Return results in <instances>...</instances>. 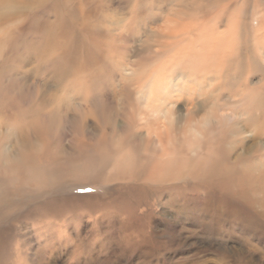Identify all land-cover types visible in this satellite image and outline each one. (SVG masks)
<instances>
[{"label":"rangeland","instance_id":"obj_1","mask_svg":"<svg viewBox=\"0 0 264 264\" xmlns=\"http://www.w3.org/2000/svg\"><path fill=\"white\" fill-rule=\"evenodd\" d=\"M52 1L0 27V264H264V222L228 199L264 191L232 134L264 115V0Z\"/></svg>","mask_w":264,"mask_h":264},{"label":"bare ground","instance_id":"obj_2","mask_svg":"<svg viewBox=\"0 0 264 264\" xmlns=\"http://www.w3.org/2000/svg\"><path fill=\"white\" fill-rule=\"evenodd\" d=\"M48 1H52V0H0V27L1 26H5L7 25L8 23L12 22L15 20V18L12 16V15H9L8 12H7V8H6V5L9 3V2H12L13 5L15 6V8L19 9V11L17 12V15L18 16H21V18L23 19V21L29 16V13L28 12L29 10H32L33 7L35 6H40V5H43V4H47ZM59 1V8L61 9V7H63V9L65 8L64 7V0H57ZM63 1V2H62ZM53 2V1H52ZM51 2V3H52ZM62 2V3H61ZM84 2V1H83ZM86 3V2H85ZM258 3H260L259 1H255L253 2V6H256ZM56 4V2H55ZM64 4V5H63ZM58 5V4H57ZM94 6V5H93ZM81 7V6H80ZM83 8V7H82ZM67 9V8H66ZM28 12V13H26ZM62 12V11H61ZM92 13V12H91ZM98 14V13H96ZM88 15V14H87ZM86 15V16H87ZM108 18V17H106ZM28 19V18H27ZM62 19V18H61ZM60 20V19H59ZM108 20V19H107ZM264 20V19H263ZM241 22V21H240ZM263 25V22L260 24V26ZM93 27V26H92ZM91 27V28H92ZM235 28V27H234ZM6 30V29H5ZM4 30V31H5ZM3 31V32H4ZM7 33H8V30H7ZM247 35H248V38H249V33L246 31ZM1 39V38H0ZM255 39V38H254ZM247 47L246 49L248 51H250V46L249 44H245ZM240 48H242L241 46H238ZM264 48V47H263ZM1 52V51H0ZM233 52V51H232ZM260 51H257L255 52V55H260ZM262 54L264 56V50L262 51ZM262 56V55H261ZM206 68V66H205ZM264 72V71H263ZM206 80L201 82V84L203 85V83H208V76H206ZM210 77V76H209ZM212 78V77H211ZM160 79V78H159ZM215 80H217V78H214ZM174 86L175 88L177 89L178 85L177 83L175 82L174 83ZM201 88V87H200ZM217 89V86L215 87ZM214 88V89H215ZM179 90V89H178ZM158 94V93H157ZM155 95V94H154ZM153 94H148V93H144V95H141L140 96V99L141 101H145V107L147 108V110L149 112H153L154 110V107H153V104H156L157 101L155 98H157V96H154ZM200 95H206L204 92L203 94L201 93ZM207 101V100H206ZM209 101V99H208ZM258 101V100H256ZM257 103V102H256ZM250 104L251 106H248V109H252V108H258V109H262V105L263 103H260V104ZM144 107V109H145ZM257 109V110H258ZM146 112V111H145ZM159 112V111H158ZM157 111L154 112V117L157 116L158 114ZM161 114V113H160ZM170 115V114H169ZM167 116L166 114L164 116H162L163 119H165L164 117ZM173 116V115H172ZM180 116V114L178 115V117ZM150 117V116H149ZM153 117V116H152ZM225 117V116H224ZM250 117V116H249ZM171 118V116H170ZM227 118V117H226ZM230 118V121H232L234 118H235V115L233 114L232 116L229 117ZM228 118V119H229ZM242 118V117H241ZM27 119V118H26ZM239 119V118H238ZM243 119V118H242ZM245 120V119H244ZM234 121V120H233ZM241 122H238L235 126H234V131L232 134L238 136L240 138V143H241V152L239 154L236 155V157L234 158L236 160V162H239L241 160V158L243 157V153L245 151H247V154L250 153V155L254 154H264V115H261L259 118L258 117H252L251 115V118H249L247 121L245 122H242V120H240ZM179 122H180V119H179ZM209 121L207 120V123ZM228 122V120H227ZM234 124V123H233ZM5 126V125H4ZM198 131V130H197ZM252 135V138H250V136ZM163 136V133H161V135H159V143L161 142L160 139L161 137ZM20 137H23V136H20ZM19 139V138H18ZM39 140H37V142H30V141H25L23 142L21 145V150H26V149H33L34 147L36 146H33V145H38L39 144ZM16 143V142H15ZM41 143V142H40ZM42 145V144H41ZM158 145V144H157ZM20 147V146H19ZM18 149V148H17ZM158 151L157 152H161L159 155L161 157H163V154L165 155V157L169 154L167 153V150L163 148L162 145H160L159 147H157ZM10 150V149H8ZM8 150L6 152H8ZM11 151V150H10ZM12 153H14V151H12ZM177 153V152H176ZM169 157V156H167ZM166 157V158H167ZM6 160H10V159H17L19 160L20 158H23L22 156H17L16 154L15 155H12L10 153L9 156H5ZM127 160V159H126ZM224 160V159H223ZM234 160V161H235ZM103 162V161H102ZM105 162V161H104ZM102 164V163H101ZM134 164L133 163L131 166H130V169L134 167ZM17 165V164H15ZM160 165H161V168H165L166 167V164L164 163L163 159L160 161ZM125 166V165H124ZM137 166H135L136 168ZM170 167V166H169ZM116 168V167H114ZM114 171H116V169H114ZM128 168V167H127ZM167 168V167H166ZM208 168V172L210 173V176H212V179H215V180H224V179H228V178H231L232 175H233V172H234V168H235V165L233 164V166H224L221 164V162L219 160H217L216 164H214L212 167H207ZM166 170V169H165ZM203 171H205L204 168H202ZM264 170V169H263ZM30 171V170H29ZM55 169L52 168L51 170H49V172H46V173H37L35 176H47L48 178L51 177V174L52 173H55L54 172ZM124 171V170H122ZM164 171V170H162ZM169 172V169L167 168V173ZM238 172V171H237ZM163 173V172H162ZM165 173V172H164ZM149 175V174H148ZM127 176V175H126ZM169 176V175H168ZM201 177V176H200ZM145 178V177H144ZM167 178V177H166ZM151 179V178H150ZM154 179V177H153ZM200 179V178H199ZM167 180V179H166ZM204 181V179H203ZM253 183V182H251ZM5 183L2 184V182L0 181V202H3L6 203L9 199V196H6V194L3 192L2 193V190H3V186H4ZM227 185V184H226ZM229 185V184H228ZM221 186V185H220ZM225 186V185H224ZM230 186V185H229ZM234 186V185H233ZM248 188V187H247ZM252 189V188H250ZM230 191L231 193V196H229L228 199H233V200H236L238 202L241 203L244 202L246 205V207L252 211L253 213L254 212H258V214L256 215V217L258 219H260V221L264 222V191L262 192V196L261 198H256V197H253L251 195V192H234L232 190H228ZM241 191V190H240ZM226 193V192H225ZM259 193V192H258ZM227 196V194H226ZM209 201V200H208ZM237 202V203H238ZM215 209V208H214ZM216 209L218 210V208L216 207ZM238 212V211H237ZM239 214V213H238ZM250 215V214H249ZM242 217V216H241ZM250 220V219H248ZM259 222V221H258ZM219 233V232H218ZM4 240V238H3ZM4 244V242H3ZM252 254V253H251ZM250 257V256H249ZM255 257V256H254Z\"/></svg>","mask_w":264,"mask_h":264},{"label":"snow or ice","instance_id":"obj_3","mask_svg":"<svg viewBox=\"0 0 264 264\" xmlns=\"http://www.w3.org/2000/svg\"><path fill=\"white\" fill-rule=\"evenodd\" d=\"M180 108H181V111H180V119H181V122H182L183 119H184L183 105H181ZM81 190H82V191H87V192H91V191H93L92 188L87 187V186H82V187H81Z\"/></svg>","mask_w":264,"mask_h":264}]
</instances>
